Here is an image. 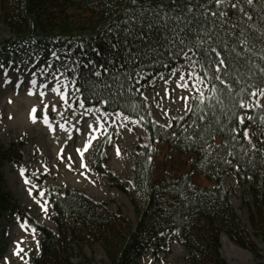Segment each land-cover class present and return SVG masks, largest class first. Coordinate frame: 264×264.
<instances>
[{
  "label": "trees",
  "instance_id": "1",
  "mask_svg": "<svg viewBox=\"0 0 264 264\" xmlns=\"http://www.w3.org/2000/svg\"><path fill=\"white\" fill-rule=\"evenodd\" d=\"M189 3L195 7L192 13L186 12ZM202 4L215 10L208 0H0V21L12 32L0 48H28L44 54L70 52L78 60L74 96L84 108L120 112L136 120L149 139L147 144L135 146L130 181L105 170L101 165L103 155H94V168L128 197L134 221L120 211L108 209L105 202H96L76 190L51 186L41 193L53 212L54 230L37 224L7 189L1 167L22 156L17 144H0V214H8L41 234L33 264H73V248L82 253L85 246L92 244L103 250L108 264H140L139 258L147 249L167 252L170 243L178 238L189 264H229L219 252L221 233L249 250L255 264H264V253L251 238L264 241V148L253 147L244 136L245 124L232 116L233 112H246L252 117L247 122L264 126V107H257L251 95L258 87L264 88V74L258 70L264 66V0H254L252 5L241 0L251 20L239 11L228 10L231 23L240 25L236 29L218 19L215 22L218 47L228 43L231 49L242 28L251 48L245 52L237 44L241 55H232L227 79L234 82V92L231 100L225 92L227 106L223 110L212 99L201 104L196 94L189 102L191 111L183 119L175 118L170 126L163 125L151 117L140 89L142 82L180 65L188 48H192L188 55L194 60L197 74L211 82V76L204 75L212 70L204 58L207 45L196 47L201 26L207 29L213 22L210 14L207 18L203 15ZM177 16L182 19H175ZM117 38L121 44L114 49L111 45ZM105 68L110 71L105 72ZM97 71L101 73L99 77L95 75ZM214 83L223 87L218 81ZM210 88L211 83L203 89L206 97L211 95ZM241 96L252 105L249 109L233 107ZM213 105L211 127L204 125L201 131L205 138L214 134L215 141L209 143L221 147L207 151L197 129L189 125L202 110L212 113ZM221 126L223 132L219 131ZM230 128L236 131L229 132ZM110 139L111 131L103 145ZM230 172L241 174L246 183L242 204L247 210L250 232L222 186L223 175ZM25 174L40 186L33 175Z\"/></svg>",
  "mask_w": 264,
  "mask_h": 264
},
{
  "label": "rangeland",
  "instance_id": "2",
  "mask_svg": "<svg viewBox=\"0 0 264 264\" xmlns=\"http://www.w3.org/2000/svg\"><path fill=\"white\" fill-rule=\"evenodd\" d=\"M11 37L12 32L0 21V44ZM53 53L56 55L53 56ZM76 66L77 59L72 55L53 51L44 54V52H36L28 48L6 49L0 54V96H2L0 97V144L5 146L17 144L22 156L21 160L4 162L1 169L7 188L19 203L26 207L28 215L34 217L38 224L52 230L55 229L53 212L41 196V192L51 186L62 190H76L96 202H105L108 209L120 211L134 221V211L128 197L121 190L110 185L103 173L95 170L94 155L96 152L101 153L102 167L117 178L129 181L132 175V154L135 146L148 143L146 131L136 121L130 118L125 119L123 115L117 116L116 113L104 115L105 112L99 108L91 109V112L85 114L86 110L82 109L79 103H74L72 81ZM174 72L175 75H173ZM33 73L35 76L32 75ZM188 73L196 74L194 62L190 56L171 72L141 84L140 87L149 102L150 114L154 120L169 125L172 119L185 114V102L179 97L192 98L197 92L191 87L176 88V82L181 74L187 80ZM32 79H36V87L31 85ZM5 80H9L10 83H5ZM191 82L189 81L190 84ZM41 83L49 85L59 83L62 91L67 88L69 90L67 99L71 107L62 102L60 106L55 104L56 110L53 111V104L49 103L45 104L49 106L47 110L44 105L35 106L34 114L33 109L26 114L25 106L18 102L19 96L28 93L29 89L44 90L39 87ZM17 84L20 86L17 87ZM6 85L9 88H4L7 87ZM166 88L169 95H165ZM10 93L15 95L11 99L8 98ZM190 99L187 102L188 105ZM253 101L263 106L264 96L253 97ZM16 103L18 105L16 108L25 116H18L19 113L17 114L14 109ZM32 115H35V122ZM242 116L245 122L247 115L242 114ZM98 117L100 123L104 124V128L93 132L88 125L93 124L95 128H98L99 124L95 123ZM21 118L26 120L25 125L18 122ZM28 124H40V126L30 129ZM67 127L72 130L70 134L66 133ZM109 127L112 128L113 140L108 146L105 145L102 148V142H107L104 137ZM78 128L85 133L92 132L98 137L92 141L91 146L84 153L83 160L76 149L83 150L89 136L82 135L77 131ZM245 129L250 143L264 148L263 128L250 123ZM61 133L66 134L65 141L62 140ZM69 136L72 138L69 139ZM117 148L119 154H117ZM60 156H63V159ZM69 156L71 160L68 159ZM64 162L69 163L70 167L64 165ZM82 164L86 167H82ZM22 169L33 175L40 186L30 182L24 173L21 175ZM222 186L227 191L242 224L249 231L247 210L242 204V199L246 195V184L242 175L233 172L225 174L222 177ZM40 237L41 235L27 224L17 222L8 214H0V264H6V261L8 264H33L32 258L38 253ZM252 239L260 252L264 253V241L256 237ZM73 250L71 258L73 264H108L104 252L95 244L85 246L82 253L77 248ZM220 252L229 264L256 263L249 250L237 246L223 233L220 235ZM139 262L140 264H189L180 239L171 242L167 252L154 253L152 248L146 250L139 258Z\"/></svg>",
  "mask_w": 264,
  "mask_h": 264
},
{
  "label": "snow or ice",
  "instance_id": "3",
  "mask_svg": "<svg viewBox=\"0 0 264 264\" xmlns=\"http://www.w3.org/2000/svg\"><path fill=\"white\" fill-rule=\"evenodd\" d=\"M174 2V0H173ZM244 2H246L248 5H252L254 0H244ZM132 3H136V0H132ZM209 4H214L215 5V10H211L208 7H206L205 5H200V8L203 9V15L205 16V18H207V16L210 14L211 17L213 18V22H212V26L205 29L203 26H201L200 28V32L198 33V39L200 41V43L198 45H196L197 48H201L202 45L206 44L207 47L203 49L204 52V58L209 66V68H211L212 70L210 72H205V76H211V82L210 81H206L204 79V77H201L199 74H193V73H188V79H185V76L183 74H181L179 76V80L176 82V88H182V89H188V88H192L193 90H195L197 93H199V100L201 104H204L205 101L207 99H212L215 101L216 105H219L221 110H223L227 105L225 104V92H227V98L229 100H231L233 98V92H234V82L227 79V77L229 76V72H228V68L229 66L232 64V55L235 54L236 57H239L241 55V52L237 51V44L242 46L243 51L247 52V51H251V48H249V40L248 37L244 34V30L241 28V32H240V36L237 38L236 44H233L231 49H229V44L228 43H223L222 47H218L217 44L219 43L218 41H216L214 39L215 36V27H216V20H220L222 22V24H230L231 29H236L237 27H240V25L238 24H232L231 23V19L229 17V9L234 10V11H239L242 16L247 17L248 20H251V16L245 11V9L243 7H241V0H208ZM195 10V7L189 3V5L187 6L186 12L187 13H192ZM180 11H184L183 9H181ZM175 19L180 20L182 19L181 16H177L175 17ZM151 27V26H149ZM139 39H145V37L140 36ZM124 43L126 44L127 41L125 40ZM181 44H184V40L181 39L180 41ZM121 41L119 38H117V42L115 44H112V48L114 49H118L120 47ZM183 51V50H182ZM192 52V48H188L187 52H184V56L185 58H188V53ZM56 54L53 53V56H55ZM130 56L134 55L129 52ZM261 59H264V57H261ZM89 63H91V61H89ZM111 63V61H110ZM87 66V65H86ZM51 67V66H49ZM103 67V66H102ZM259 73L260 74H264V66H259L258 68ZM105 72H109L110 70L105 68L104 69ZM176 73L174 72L173 75H175ZM254 74V73H252ZM33 76H35V73L32 74ZM95 75L97 77H99L101 75V73L99 71H97L95 73ZM163 79V77H161ZM189 81H192L191 84L189 83ZM219 82L220 85H222L223 87H217V84L214 82ZM138 82V81H137ZM5 83H10L9 80H5ZM31 85L33 87L37 86V81L36 79H32L30 81ZM165 83H167V80H165ZM209 83H211V88L209 89L210 91V96L206 97L204 94L203 89H207L209 88ZM235 83H239V81H235ZM20 85L17 84V87H19ZM39 87L41 89H46L48 88V84L46 83H41L39 85ZM106 87H110L109 85H106ZM51 91L56 93L60 99L64 102L65 105H67L68 107H71V105L68 102L67 99V88L64 89V91H61V88L59 86V83L55 84L54 87L51 88ZM76 91H79V89H76ZM165 95H169L168 89L166 88L164 90ZM241 92H243V89H241ZM32 91L31 89H29V95H32ZM40 95L43 97L45 95L44 91L40 92ZM251 95L253 97L256 96H264V88H260L258 87L256 89V91H253L251 93ZM191 97L189 96H181L179 97V99H181L182 101L185 102V109H186V114L187 112H190L191 109L188 106V100ZM103 103H109L108 100H104L102 101ZM81 108L84 107L83 102L80 103L79 105ZM252 105L248 104L245 102V99L243 98V96H241L240 98V102L238 105H233V107H238L239 109H247L248 107H251ZM257 107H259V104L256 105ZM48 105H44L45 110L48 109ZM52 110L55 111L56 110V105L53 104L52 105ZM33 114L36 112V109L33 108ZM91 109H87L85 114H87L88 112H91ZM99 111V110H97ZM214 112H215V105L212 106V113L209 112H205V111H201V114L199 116L196 117L195 120H193L192 125H189V127H195L197 129V132L199 133V139L203 142V144L205 145V150L207 151H211L213 149V147L219 148L221 147V145L219 144H215L213 145L212 143H209V141H215L216 137L214 134H209L207 136V138H205L203 132L201 131V129L203 128L204 125H207V127H211V124L209 123L210 120V116H214ZM47 113H45L46 115ZM104 115H107V113H104ZM117 116H121L122 113L117 112L116 113ZM233 117H236L239 119V123L243 124L244 123V116L242 115H238L236 112L232 113ZM125 119H127V117H124ZM184 117L181 116L180 119H183ZM32 119L33 122H35V115H32ZM216 122L218 124H221V121L219 120L218 117H215ZM249 120L252 119L251 116L248 117ZM45 123H47V119H45ZM97 124H99L98 128H95L93 124H89L88 128L92 129L93 132L96 131H100V129L104 128V124L100 123L99 121V117L97 118V121L95 122ZM170 126V125H169ZM206 130V129H205ZM78 132H80L82 135H87L89 136L88 141L84 144L83 150H81L80 148H77L76 151L77 153L80 154L81 159L83 160V156L84 153L89 149V147L91 146V143L93 140L98 139L97 136L93 135L92 132H83L82 129H77ZM219 131L223 132L224 131V127L221 126L219 128ZM236 129L235 128H230L229 132H235ZM244 136L245 138H248V132L245 129L244 132ZM72 137L69 136V139H71ZM233 139H235V136L232 137ZM61 152H63V149H61ZM117 154H119V149L117 148ZM229 155H231V153H229ZM61 159H63V156H60ZM69 160H71V156L68 157ZM228 162V161H226ZM70 167V165H69ZM82 167H86V165L82 164ZM21 175H23V169L21 170ZM26 183L28 181H25ZM41 195H43V193H41ZM23 227V225H22ZM20 251H23V249H20ZM17 255H19V253H16ZM6 264H8V262L6 261Z\"/></svg>",
  "mask_w": 264,
  "mask_h": 264
},
{
  "label": "bare ground",
  "instance_id": "4",
  "mask_svg": "<svg viewBox=\"0 0 264 264\" xmlns=\"http://www.w3.org/2000/svg\"><path fill=\"white\" fill-rule=\"evenodd\" d=\"M54 86L55 85H49L48 84V88H46L44 90H36V89L31 90L33 93L32 95H29V92H28V93H24L21 96H19L18 102L21 105L25 106V109H26L25 113L29 114L35 106H42V105L49 104V103L56 104V105L59 104V106H60L63 101L60 99V97L56 93L51 91V88ZM4 88H9V87L7 86ZM41 91L45 92V95L43 97L40 95ZM67 93H68V95H67V98H68L69 97V90H67ZM12 96H15V95L13 93H10L8 95V98L11 99ZM0 97H2V96H0ZM15 99L17 101V97ZM17 103L14 105V109L17 111V114L19 113L18 116L19 117L25 116L24 113H21V111L18 108H16V107H18ZM18 122H21V125H25L26 120L21 118L18 120ZM27 126H28V128L33 129V128H38V126H40V124L39 125L38 124L37 125H29L28 124ZM71 131L72 130L70 129V127H67L66 133L70 134ZM96 132H98V131H96ZM61 138H62V140L65 141L64 138H66V134L61 133ZM78 142H80V139H78ZM63 164L69 165V163H66V162H64Z\"/></svg>",
  "mask_w": 264,
  "mask_h": 264
}]
</instances>
